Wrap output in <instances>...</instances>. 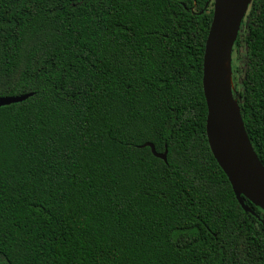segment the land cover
Returning <instances> with one entry per match:
<instances>
[{"label":"trees","instance_id":"trees-1","mask_svg":"<svg viewBox=\"0 0 264 264\" xmlns=\"http://www.w3.org/2000/svg\"><path fill=\"white\" fill-rule=\"evenodd\" d=\"M211 18L209 0H0V95L32 92L0 106V264H264V210L206 138ZM241 28L233 93L264 164V0Z\"/></svg>","mask_w":264,"mask_h":264},{"label":"water","instance_id":"water-1","mask_svg":"<svg viewBox=\"0 0 264 264\" xmlns=\"http://www.w3.org/2000/svg\"><path fill=\"white\" fill-rule=\"evenodd\" d=\"M212 1V18L205 39L202 57V90L206 104L205 133L209 149L226 175L232 191L246 212L254 213L244 199L264 210V164L259 160L247 136L236 98L231 68V50L242 18L251 0ZM228 65L230 84H224ZM32 92L0 95V106L25 100ZM225 100L235 104V111L226 118L231 135L220 122V112ZM225 123V124H226ZM224 124V125H225ZM148 146L154 156L166 162L167 149L155 150L150 141Z\"/></svg>","mask_w":264,"mask_h":264},{"label":"bare ground","instance_id":"bare-ground-1","mask_svg":"<svg viewBox=\"0 0 264 264\" xmlns=\"http://www.w3.org/2000/svg\"><path fill=\"white\" fill-rule=\"evenodd\" d=\"M223 71L226 72V75L224 76V79H223V83L226 85L230 84L229 71H228V65L227 64H225ZM235 110H236L235 104L231 103L229 100L224 101L222 108H221V112H220V122H221L222 126L225 128L226 132H228L229 135H231V129L228 126V124L226 123V121H227L226 118H228V115H230V113L235 111Z\"/></svg>","mask_w":264,"mask_h":264},{"label":"rangeland","instance_id":"rangeland-1","mask_svg":"<svg viewBox=\"0 0 264 264\" xmlns=\"http://www.w3.org/2000/svg\"><path fill=\"white\" fill-rule=\"evenodd\" d=\"M240 30H242L241 25L238 31ZM235 60H236V64H238L239 66L243 64L244 62V47L243 46H241V48L238 50Z\"/></svg>","mask_w":264,"mask_h":264},{"label":"snow or ice","instance_id":"snow-or-ice-1","mask_svg":"<svg viewBox=\"0 0 264 264\" xmlns=\"http://www.w3.org/2000/svg\"><path fill=\"white\" fill-rule=\"evenodd\" d=\"M3 111V109L2 108H0V112H2Z\"/></svg>","mask_w":264,"mask_h":264}]
</instances>
